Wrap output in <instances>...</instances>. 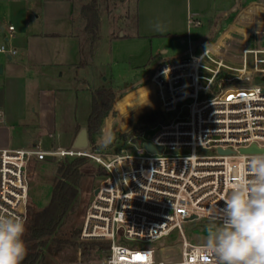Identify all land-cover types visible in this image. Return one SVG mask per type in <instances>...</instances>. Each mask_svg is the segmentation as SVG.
I'll use <instances>...</instances> for the list:
<instances>
[{
    "label": "built area",
    "instance_id": "2783aa9c",
    "mask_svg": "<svg viewBox=\"0 0 264 264\" xmlns=\"http://www.w3.org/2000/svg\"><path fill=\"white\" fill-rule=\"evenodd\" d=\"M189 24L199 27L202 22L191 16ZM263 39L264 24L248 25L236 15L215 41L189 42L182 56L156 62L150 80L156 104L151 111L167 118L129 139V144H138L137 154H111L91 146L0 148V215L20 216L27 223L32 160L88 157L104 169V179L87 208L80 238L109 246L97 248L91 261L61 264H108L119 248L125 250L121 264H148V252L151 264H213V257L199 255L203 244L186 239L183 223L200 217L221 223L218 210L245 175L246 161L264 153ZM0 53L15 56L17 50L1 45ZM228 91L240 92L224 98ZM4 121L0 107V125ZM146 142L162 151H149ZM252 146L259 151L242 152ZM174 229L181 238L179 260L159 259L153 247L130 248L118 242L152 243Z\"/></svg>",
    "mask_w": 264,
    "mask_h": 264
},
{
    "label": "crops",
    "instance_id": "0c3cea01",
    "mask_svg": "<svg viewBox=\"0 0 264 264\" xmlns=\"http://www.w3.org/2000/svg\"><path fill=\"white\" fill-rule=\"evenodd\" d=\"M87 2L82 0L76 8L70 0H0V46L6 44L7 48L17 50L15 56L0 53V107L5 114V121L0 125V148L38 146L46 151L55 149L53 145L51 149L42 148L41 144L45 133L51 135L55 130L58 94H66L60 97L62 103L64 98L63 107L66 108L69 102L60 79L65 71L74 69L79 77L80 69L85 68L80 65L85 46L80 8ZM236 15L248 25L264 24V0H137L134 22L124 24L121 34L116 30L110 33L109 57L112 62L123 63L138 57L156 59L159 46L155 39L158 37L178 39L186 43L187 48L189 42H213L219 29ZM191 16L200 19L202 25L191 26ZM9 18H13L14 23H9L5 29L4 22ZM157 23L163 26V31L155 29ZM11 25L13 31L8 29ZM203 26L209 33L195 36L193 29ZM100 43L96 45L88 67L93 66ZM79 80L86 82L85 78ZM146 84L151 86L148 101L137 102L142 104V109L147 104H156L153 86L151 82L142 85ZM132 106L133 103L117 107L116 103L113 111L122 115ZM146 110L150 112L152 108ZM111 113L109 115L113 117ZM86 125H76L68 149L74 148L79 132L86 129ZM78 126L80 131L77 133Z\"/></svg>",
    "mask_w": 264,
    "mask_h": 264
},
{
    "label": "rangeland",
    "instance_id": "374dc122",
    "mask_svg": "<svg viewBox=\"0 0 264 264\" xmlns=\"http://www.w3.org/2000/svg\"><path fill=\"white\" fill-rule=\"evenodd\" d=\"M83 1L87 2L88 0ZM136 1L137 0L130 1V12L127 10L128 0H109L101 3V39L99 41L101 43L97 51V57L95 58L93 66H85V68L80 69L79 77H77L76 70L74 69L72 71L68 70V72L65 71L64 76L60 79L61 86L66 88L65 93H67L69 102L66 108L63 107L64 98L62 97V103L60 97L66 94H63L64 92L58 94L55 130L51 132V135L45 133V137L41 144L42 148L51 149L52 145L54 146L53 148H70L71 135H73L76 125L87 124L91 108V92L100 86H107L115 88L118 96L111 111L113 112L111 113L113 117L108 115L110 119L107 120L104 125L102 123L103 132L101 131L100 136L97 138V150L109 152L111 154L124 152L137 154L138 144H129L128 141L139 132L132 134L133 130L131 129L132 126L133 128L135 127L137 116L139 118L147 113L149 110L146 109L151 107L147 104L142 109V104L137 103L139 100L148 101L147 95L151 86L150 84H142L150 82L151 77L157 72L155 69L156 62L162 63L164 60L182 56L187 49V44L181 43L178 39L158 37L155 39L156 46H159L157 50L158 57L156 59L152 57H138L136 60L134 58L127 63L112 62L109 57L110 33L116 30L117 33L121 34L124 24H132L134 22L136 16ZM70 2L77 8L82 0H70ZM113 20L114 26L112 25ZM11 22L14 23L13 18L5 20L3 27L7 29ZM222 28L223 26L219 31H221ZM193 33L194 35L199 34L200 36H205L209 31L206 26H203L200 29H193ZM253 44V46L256 47V38H254ZM261 44L264 45V39L261 41ZM4 45L7 46L6 44ZM237 48H241V46H237ZM80 78H85L86 82H82L79 80ZM137 81H141V83ZM77 93L78 97L76 98ZM116 101L117 107H122L125 104L130 105V103H133V106L129 108L128 112L121 115L113 111ZM143 110L145 111L143 112ZM108 131H111L113 134L115 133V140L107 147H101L100 142L102 140V135ZM62 160L63 158L47 157L42 161L32 160L30 162L28 167L29 204L37 210L44 209L49 203L54 180L58 177V163ZM103 179L104 169L101 165L93 159L87 160L81 167L77 202L68 213L61 226L59 232L60 237L69 238L73 243L78 244L91 243L93 241L82 240L80 238V233L87 208L93 199L95 190L100 186ZM229 194L230 192L228 195ZM219 224L220 222L200 217L194 221L184 222L183 230L189 242L193 244H203L207 236L208 228L214 225L218 226ZM77 231H79V234L76 235L75 233H77ZM118 242L130 248L153 247L156 250L157 257L162 260L180 259L181 238L177 229H174L168 237L152 243L131 240ZM107 247L108 246L102 248L105 249ZM97 248L99 247H95L90 250V252H87L89 254H85L81 246L77 247L72 245L54 254L53 252H48L47 258L48 261L53 264L79 261L87 262L95 258V250Z\"/></svg>",
    "mask_w": 264,
    "mask_h": 264
},
{
    "label": "trees",
    "instance_id": "16d2710c",
    "mask_svg": "<svg viewBox=\"0 0 264 264\" xmlns=\"http://www.w3.org/2000/svg\"><path fill=\"white\" fill-rule=\"evenodd\" d=\"M109 0H89L80 8V18L84 23L85 36L84 57L80 65L92 63L96 45L101 39V3ZM117 1V0H116ZM91 110L86 129L89 145L97 148V138L102 131V123L110 116L115 100L118 96L113 87L101 86L92 91ZM117 103V101H116ZM116 107V104H115ZM106 118V119H105ZM166 115L159 110L147 112L135 122L133 133L165 123ZM80 127L76 128V132ZM88 157H66L58 163V177L54 180L51 198L47 206L37 210L29 204L26 232L23 239L27 246V255L22 264H53L48 261L47 253H57L68 246H81L85 254L95 247H106L109 243L92 241L91 243H73L69 238L59 236L61 226L68 213L75 206L78 195V183L81 167L89 160ZM79 234V231L75 233Z\"/></svg>",
    "mask_w": 264,
    "mask_h": 264
},
{
    "label": "clouds",
    "instance_id": "9594fccd",
    "mask_svg": "<svg viewBox=\"0 0 264 264\" xmlns=\"http://www.w3.org/2000/svg\"><path fill=\"white\" fill-rule=\"evenodd\" d=\"M155 29L164 30L159 23ZM114 140L115 135L108 131L100 145L107 147ZM245 167V175L232 186L218 210L221 223L208 228L199 249V255L213 257V264H264V153L247 160ZM25 232L23 218L0 215V264H22L28 251ZM124 255V249H115L108 264H121ZM145 255L151 264V253Z\"/></svg>",
    "mask_w": 264,
    "mask_h": 264
},
{
    "label": "water",
    "instance_id": "95a60500",
    "mask_svg": "<svg viewBox=\"0 0 264 264\" xmlns=\"http://www.w3.org/2000/svg\"><path fill=\"white\" fill-rule=\"evenodd\" d=\"M2 72V70L0 71ZM240 91H228L226 92V94L224 95V98H226L229 94H236ZM243 92L248 93L250 92L249 90H244ZM89 147V140H88V134H87V129H81V131L79 132L77 139L74 143V148L76 149H87ZM144 147L146 149H148L151 152H161L162 148L158 147V146H154L152 143L150 142H146L144 143ZM259 151V149H257L256 146H252L249 149H243L242 152H257ZM224 153V151H221ZM226 154H229L230 151H226ZM97 192V191H96ZM192 218H196V216H193Z\"/></svg>",
    "mask_w": 264,
    "mask_h": 264
},
{
    "label": "snow or ice",
    "instance_id": "6c2138e0",
    "mask_svg": "<svg viewBox=\"0 0 264 264\" xmlns=\"http://www.w3.org/2000/svg\"><path fill=\"white\" fill-rule=\"evenodd\" d=\"M138 259H143L142 257H138Z\"/></svg>",
    "mask_w": 264,
    "mask_h": 264
}]
</instances>
